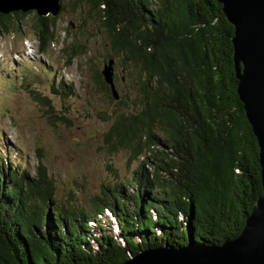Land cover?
<instances>
[{
  "label": "trees",
  "instance_id": "16d2710c",
  "mask_svg": "<svg viewBox=\"0 0 264 264\" xmlns=\"http://www.w3.org/2000/svg\"><path fill=\"white\" fill-rule=\"evenodd\" d=\"M80 4L99 15L106 63L114 59L123 74L115 85L131 81L138 99L131 104L117 90L120 111L104 143L137 165L83 203L70 193L58 198L41 160L33 175L0 163V264H124L145 250L235 240L264 192L259 144L238 94L235 28L223 6L76 0L73 9ZM29 15L0 13V33L19 32ZM35 15L46 53L57 16ZM95 82L115 100L102 72ZM54 92L70 96L65 86Z\"/></svg>",
  "mask_w": 264,
  "mask_h": 264
},
{
  "label": "rangeland",
  "instance_id": "374dc122",
  "mask_svg": "<svg viewBox=\"0 0 264 264\" xmlns=\"http://www.w3.org/2000/svg\"><path fill=\"white\" fill-rule=\"evenodd\" d=\"M75 2L62 0L66 10L55 18L56 41L46 53L39 51L35 11L26 12L19 32L0 33V163L33 175L41 160L59 199L73 194L87 203L103 185L117 182L115 172L130 177L137 162L129 163L126 152L109 154L104 143L120 111L95 82L110 51L98 13L82 4L73 9ZM114 72L115 79L123 76L119 64ZM61 86L70 96L54 92ZM116 87L131 104L138 100L131 81L116 80Z\"/></svg>",
  "mask_w": 264,
  "mask_h": 264
},
{
  "label": "water",
  "instance_id": "95a60500",
  "mask_svg": "<svg viewBox=\"0 0 264 264\" xmlns=\"http://www.w3.org/2000/svg\"><path fill=\"white\" fill-rule=\"evenodd\" d=\"M234 26V63L238 94L260 148L264 192V0H218ZM36 11L39 16H58L61 0H0V13ZM114 59L102 75L113 97L120 100L115 85ZM124 264H264V193L257 200L238 238L219 247L196 246L145 250Z\"/></svg>",
  "mask_w": 264,
  "mask_h": 264
}]
</instances>
